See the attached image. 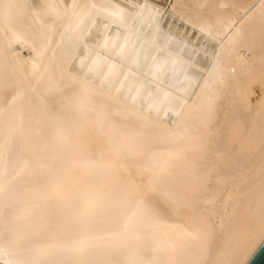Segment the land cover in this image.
<instances>
[{"label":"snow or ice","instance_id":"obj_1","mask_svg":"<svg viewBox=\"0 0 264 264\" xmlns=\"http://www.w3.org/2000/svg\"><path fill=\"white\" fill-rule=\"evenodd\" d=\"M184 8L173 4L180 23L168 24L155 0H0V239L26 245L5 264H247L239 237L214 248L224 222L203 194L210 156L228 147L219 111L234 61L251 67L257 43L261 73L228 151L259 147L242 239L264 244V13L257 29Z\"/></svg>","mask_w":264,"mask_h":264},{"label":"bare ground","instance_id":"obj_2","mask_svg":"<svg viewBox=\"0 0 264 264\" xmlns=\"http://www.w3.org/2000/svg\"><path fill=\"white\" fill-rule=\"evenodd\" d=\"M21 2L28 5H39L43 3H70L71 0H21ZM77 2H84V0H77ZM88 2H92V0H88ZM155 3L158 7L167 10L166 20L169 22L175 20L177 24L180 21L172 10L173 4L185 5L184 11L189 12L193 16L209 20H214L216 17L245 18L247 16L249 19L244 25L245 28L255 26L258 29L261 15L264 13V0H155ZM192 5H201L202 7L192 9ZM26 24H31L33 29L39 28V25L35 24L34 18L31 16L28 17ZM189 32H191L190 28ZM55 38L58 39L59 37ZM203 42L202 40L201 43ZM3 45V26L0 25V48ZM14 47L17 48L19 55L24 59H28L31 56L28 46L22 47L17 44ZM214 47V42L208 41L209 52ZM57 55H59V50ZM244 55L254 58V64L251 67H245L240 61H234L236 74L228 91V98L222 101L219 111V120L221 125L224 126V145L228 147H231L229 141L231 122L233 120L239 122L245 118L244 110L239 107L238 101L243 90L248 85L250 76L254 75L258 78L261 73L260 56L262 53L259 44L257 43L254 51L245 52ZM193 58L199 59L201 63H207L202 53L198 58L195 56ZM260 92L259 83L249 88L248 104L255 105L260 98ZM228 147L222 146L208 160L207 171L212 179L208 190L203 194V199L214 201V206L205 205L213 211L214 222L219 225L221 218H223L224 222L223 229L217 227L214 248L224 247L231 239L239 237L241 239L238 258L246 260L248 263L262 244L257 238L255 244L250 249L245 250V244L242 239L248 226V205L254 187L249 184L248 180L249 178L253 179L255 186L258 187L261 153L258 145L241 149L240 145L237 144L231 152L228 151ZM172 219L177 229L190 227V222L184 217L176 216ZM25 246L23 239L18 240L11 247L5 245L3 240L0 239V264H5L7 260L21 258L16 253L17 250H22Z\"/></svg>","mask_w":264,"mask_h":264},{"label":"water","instance_id":"obj_3","mask_svg":"<svg viewBox=\"0 0 264 264\" xmlns=\"http://www.w3.org/2000/svg\"><path fill=\"white\" fill-rule=\"evenodd\" d=\"M247 264H264V244H261Z\"/></svg>","mask_w":264,"mask_h":264},{"label":"rangeland","instance_id":"obj_4","mask_svg":"<svg viewBox=\"0 0 264 264\" xmlns=\"http://www.w3.org/2000/svg\"><path fill=\"white\" fill-rule=\"evenodd\" d=\"M167 23H168V24H172V22H169L168 20H167ZM182 29H183V28H182ZM182 29H181V31H183Z\"/></svg>","mask_w":264,"mask_h":264}]
</instances>
